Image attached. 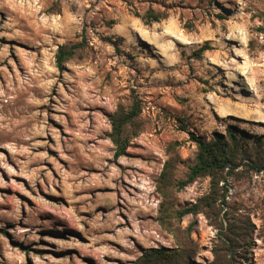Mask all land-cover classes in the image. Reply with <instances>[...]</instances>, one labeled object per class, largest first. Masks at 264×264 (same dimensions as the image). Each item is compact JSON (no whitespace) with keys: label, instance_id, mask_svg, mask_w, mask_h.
<instances>
[{"label":"rangeland","instance_id":"rangeland-1","mask_svg":"<svg viewBox=\"0 0 264 264\" xmlns=\"http://www.w3.org/2000/svg\"><path fill=\"white\" fill-rule=\"evenodd\" d=\"M259 27L264 0H0V264H138L178 239L188 264H212L223 230L235 264H264V170L239 166L217 195L206 175L175 187L174 210L217 202L173 233L155 189L169 156L186 178L191 133L264 138ZM63 44L78 47L59 69ZM133 100L140 129L116 157L108 117Z\"/></svg>","mask_w":264,"mask_h":264},{"label":"trees","instance_id":"trees-1","mask_svg":"<svg viewBox=\"0 0 264 264\" xmlns=\"http://www.w3.org/2000/svg\"><path fill=\"white\" fill-rule=\"evenodd\" d=\"M147 16L149 18L145 19L146 23L152 20L158 21L162 17L160 14L152 13ZM258 30L264 32V27H259ZM77 47L78 44L60 45L55 53L56 67L61 69L64 62L74 54ZM208 48L210 46L204 44L195 52V55L199 56L203 50ZM140 112L139 101L133 100L128 108L118 104L117 108L109 115L110 132L108 137L114 147V156H120L125 152L130 137L126 128L128 126L133 128L131 134L133 136L139 131L141 124L138 116ZM190 138L196 145V153L193 163L188 166L186 178L182 180L174 179V168L178 158L176 155H172L163 163L155 184L156 192L161 197L158 208L159 224L172 233L175 231L172 220L178 221L186 214L202 212L204 205L214 207V203L217 202L216 197L214 200H212L213 198L210 200L211 196L207 195L199 198L190 206L174 210L172 209V198L175 187L182 188L197 177L206 175L210 177L211 193L217 195L220 193L221 188L226 190L227 176L234 175L235 169L239 166L243 165L257 172L264 170V138L262 137H256L248 144L249 141L241 133H238L235 127L228 126L224 134L217 133L209 139L192 133ZM176 145L177 142L168 144L167 151L174 153ZM222 179L225 183L219 185ZM219 195L221 196V205H224L226 201L224 192ZM219 209H221L220 205ZM220 225L223 229L221 221ZM218 238L229 255L225 257V260H222L217 254V248H214L217 260L212 264H235L233 244L226 236L225 230L219 232ZM187 248V244L178 239L175 248L160 246L145 251L138 264H186L185 250Z\"/></svg>","mask_w":264,"mask_h":264}]
</instances>
